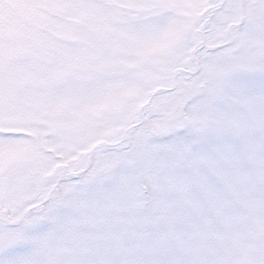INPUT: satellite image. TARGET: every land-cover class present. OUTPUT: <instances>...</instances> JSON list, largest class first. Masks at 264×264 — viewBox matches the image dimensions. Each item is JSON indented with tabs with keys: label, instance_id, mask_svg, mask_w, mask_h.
<instances>
[{
	"label": "snow or ice",
	"instance_id": "obj_1",
	"mask_svg": "<svg viewBox=\"0 0 264 264\" xmlns=\"http://www.w3.org/2000/svg\"><path fill=\"white\" fill-rule=\"evenodd\" d=\"M0 264H264V0H0Z\"/></svg>",
	"mask_w": 264,
	"mask_h": 264
}]
</instances>
